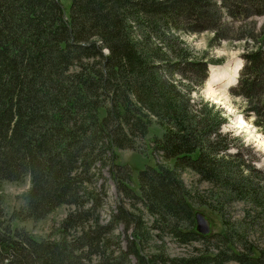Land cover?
I'll return each mask as SVG.
<instances>
[{
  "label": "trees",
  "instance_id": "obj_1",
  "mask_svg": "<svg viewBox=\"0 0 264 264\" xmlns=\"http://www.w3.org/2000/svg\"><path fill=\"white\" fill-rule=\"evenodd\" d=\"M243 2L72 0L65 16L61 0H0V187L28 175L19 218L37 220L68 206L59 237L39 239L12 226L11 215L3 224L0 191V264H129L130 256L134 264L264 263V251L225 219L213 233L195 230L192 204L218 208L181 176L196 172L216 200L264 205L257 196L264 181L254 179L264 172L242 149L245 142L223 131L224 110L192 94L207 82V65L180 37V31L216 30L223 12L241 17ZM248 7L263 13L264 0ZM256 47L229 91L248 101L247 113L264 132V46ZM153 120L163 131L150 148L161 159L139 169L136 190L116 149H135ZM106 164L122 200L108 220L101 214ZM119 223L130 229L125 247L114 233ZM149 231L159 240L169 235L200 245L175 257L144 253Z\"/></svg>",
  "mask_w": 264,
  "mask_h": 264
},
{
  "label": "rangeland",
  "instance_id": "obj_2",
  "mask_svg": "<svg viewBox=\"0 0 264 264\" xmlns=\"http://www.w3.org/2000/svg\"><path fill=\"white\" fill-rule=\"evenodd\" d=\"M71 1L61 0L65 16L69 14ZM243 3L244 13L241 17H234L232 19L226 12H223L222 16L219 15L220 19L216 21L218 26L215 27L217 31L213 30L214 28L212 27L201 30L180 31V37L192 49L193 58L206 62L207 74L210 66H220L218 70H224L222 78L225 77L228 83H230V79L227 78L226 74L229 72L232 77V75L238 73L239 76V70L245 62V55L257 49L256 46H264V37H261L259 31L260 26L264 24V12L252 13V8L248 7L249 4L251 5L252 0H244ZM216 32H218L217 35L215 34ZM102 51L106 53L107 49L102 48ZM237 61L239 62L238 65H236ZM262 71L264 72V69ZM210 74L212 75L211 78L207 79V82L205 80L203 86L200 87L193 84L195 91L192 94L194 96L201 94L205 99L214 102L217 108L222 111L224 110L223 113L226 115V119L222 125L223 131L229 132L234 136H239L245 142V146L242 145V149H246L245 152L250 154L249 159L253 165L264 172V132L254 123L255 115L247 113L246 107L248 101L242 96L230 93L229 87L231 85H227L228 83L225 85L224 81L226 82V80H223L221 83L217 82L212 69ZM212 78L214 79L212 80ZM184 83L193 86L190 81L185 80ZM162 131V127L153 120L148 133L137 140V147L135 149H116V160L130 165L131 176L129 182L136 190H138L139 169L144 167L146 163H153L161 159L157 152L152 153L150 145L151 139L155 135H160ZM248 146L250 148H246ZM101 172L105 178L107 190L101 214L104 220H108L122 200L121 194L117 191L116 185L110 177L108 164L102 166ZM249 174L252 177L255 175V180H259L260 178L264 181V175L261 176L258 173H254L253 175L252 172ZM197 175L196 172L190 169H185L181 173L185 184L191 191H197L201 201L210 202L218 208L212 209L205 204L191 205L194 211H203L208 217L210 223L209 233L224 228V222L227 221L228 229L232 228L233 233H241L248 242L264 251V205H258V202H252L246 198H234L226 202L224 197L221 196L216 200V196L213 194V190L209 188L210 186L208 187L207 182L199 181ZM28 186V175L19 181H5L2 183L0 191L3 194L5 210V216L2 219L3 224L9 220L11 215L13 217L11 221L12 226L24 228L36 238H58L60 222L68 206L60 205L44 218L37 220H33L30 217L19 218V213L23 212L25 206V194ZM258 188H260L257 194L258 200L264 204V184ZM125 205H128V203L126 202ZM143 215L144 220L147 222L149 216L145 213ZM129 232L130 229H126L122 223H119L114 230V233L119 236L118 240L121 247L126 246V236ZM149 234L150 236L147 241H144V244H146V247L143 249L144 253L163 250L167 256L175 257L186 255L191 252L193 246L200 245L199 241L181 245L169 235H165L162 240H159L150 231ZM211 242H215V240ZM233 244V246L240 245V241L235 236ZM236 246L235 249L238 248ZM212 247L211 244L210 248ZM134 262L135 257L130 256L129 264H134ZM221 264L238 263L234 260H225Z\"/></svg>",
  "mask_w": 264,
  "mask_h": 264
},
{
  "label": "bare ground",
  "instance_id": "obj_3",
  "mask_svg": "<svg viewBox=\"0 0 264 264\" xmlns=\"http://www.w3.org/2000/svg\"><path fill=\"white\" fill-rule=\"evenodd\" d=\"M239 64V62L237 61L236 62V65H238ZM227 65H230V64H227ZM227 67V66H226ZM220 68V66H210L209 67V73H208V79L209 78H211V74H210V72H211V69H212V71H214V76H215V80H217V82H222L223 80H226V82L224 81V83H225V85L228 83V80L224 77V78H222V76L224 75V70H218ZM235 71V70H234ZM230 73H231V71H230ZM232 74V73H231ZM228 77L227 78H229L230 79V83H228L227 85H235V83H236V81H237V77H238V73H235L234 75H232V77H231V75L229 74V72H228V74H226ZM231 77V78H230ZM214 78H212V80H213ZM220 83H218V84H220ZM217 100V99H216ZM205 214V213H204ZM206 216V215H205ZM207 217V216H206ZM208 218V217H207Z\"/></svg>",
  "mask_w": 264,
  "mask_h": 264
},
{
  "label": "water",
  "instance_id": "obj_4",
  "mask_svg": "<svg viewBox=\"0 0 264 264\" xmlns=\"http://www.w3.org/2000/svg\"><path fill=\"white\" fill-rule=\"evenodd\" d=\"M195 229L201 234H207L210 231V223L203 211L194 212Z\"/></svg>",
  "mask_w": 264,
  "mask_h": 264
}]
</instances>
